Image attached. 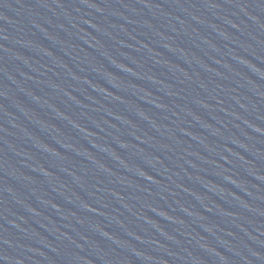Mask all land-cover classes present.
Masks as SVG:
<instances>
[{
  "label": "water",
  "instance_id": "1",
  "mask_svg": "<svg viewBox=\"0 0 264 264\" xmlns=\"http://www.w3.org/2000/svg\"><path fill=\"white\" fill-rule=\"evenodd\" d=\"M0 264H254L0 73Z\"/></svg>",
  "mask_w": 264,
  "mask_h": 264
}]
</instances>
